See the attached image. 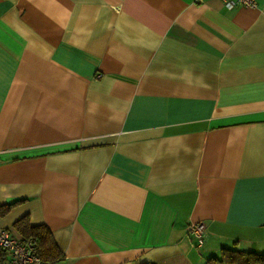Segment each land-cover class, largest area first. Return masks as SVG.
<instances>
[{
    "label": "crops",
    "instance_id": "1",
    "mask_svg": "<svg viewBox=\"0 0 264 264\" xmlns=\"http://www.w3.org/2000/svg\"><path fill=\"white\" fill-rule=\"evenodd\" d=\"M8 202L0 228L51 232L43 264L264 253V0H0Z\"/></svg>",
    "mask_w": 264,
    "mask_h": 264
},
{
    "label": "trees",
    "instance_id": "2",
    "mask_svg": "<svg viewBox=\"0 0 264 264\" xmlns=\"http://www.w3.org/2000/svg\"><path fill=\"white\" fill-rule=\"evenodd\" d=\"M15 202L0 205V213L6 211ZM14 226L18 233L22 235L21 240H26L29 237H33L36 240L35 251L42 263L54 262L62 257V253L57 248L51 232L44 224L31 225L23 216L14 222ZM5 261L6 254L0 249V264H5ZM212 261H220L225 264H264V253L224 248L221 251L220 258Z\"/></svg>",
    "mask_w": 264,
    "mask_h": 264
},
{
    "label": "built area",
    "instance_id": "3",
    "mask_svg": "<svg viewBox=\"0 0 264 264\" xmlns=\"http://www.w3.org/2000/svg\"><path fill=\"white\" fill-rule=\"evenodd\" d=\"M226 6L237 4L255 6L256 0H221ZM205 225L202 221L188 222L186 232L193 236L197 247L203 244ZM0 249L6 254V264H43L36 253V240L29 237L21 240L12 236L6 229L0 228Z\"/></svg>",
    "mask_w": 264,
    "mask_h": 264
}]
</instances>
